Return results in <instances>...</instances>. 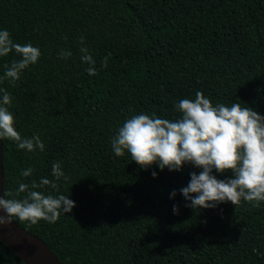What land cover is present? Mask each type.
<instances>
[{
	"label": "trees",
	"instance_id": "16d2710c",
	"mask_svg": "<svg viewBox=\"0 0 264 264\" xmlns=\"http://www.w3.org/2000/svg\"><path fill=\"white\" fill-rule=\"evenodd\" d=\"M5 29L40 50L15 82L4 78L5 65L21 57H0V88L11 94L21 137L38 135L45 147L29 152L2 139L4 194L13 193L4 196L23 199L20 183L55 180L58 162L57 189L37 190L75 204L55 223L13 217L16 224L61 264H264V201L190 207L181 189L201 168H142L112 149L127 119L175 121L176 105L197 91L213 106L239 103L264 115V0H0ZM61 50L72 55L62 59ZM29 167L33 174L22 177ZM0 264L24 263L0 241Z\"/></svg>",
	"mask_w": 264,
	"mask_h": 264
},
{
	"label": "clouds",
	"instance_id": "9594fccd",
	"mask_svg": "<svg viewBox=\"0 0 264 264\" xmlns=\"http://www.w3.org/2000/svg\"><path fill=\"white\" fill-rule=\"evenodd\" d=\"M80 43H85L83 36ZM13 50L21 59L5 65L4 78L15 82L26 68L38 61L41 53L31 43H15L6 29L0 30V57L8 56ZM80 52L82 62L93 65L87 69L89 75H95V61L88 49L81 47ZM71 55L70 51L60 52L62 59ZM107 59L105 57L103 67H107ZM0 93H3L0 99V139L14 141L19 149L29 152L43 151L45 145L38 135L22 138L15 129L14 116L7 107L12 102L11 94L2 88ZM176 110L182 115L175 121L145 114L127 119L112 140L114 154L120 157L127 151L142 168L157 162L161 170L165 167L180 170L186 163L201 168L198 175L191 173L188 186L181 189L185 199L191 201L190 207H216L217 203L225 201L237 206L241 199L256 202L255 206H259V202L264 201V115L239 103L213 106L200 91L195 93L194 100L181 99ZM213 170L221 174L230 171L233 178L218 179L212 174ZM32 174V167L21 172L22 177ZM52 175L55 180L41 178L39 183L35 180L31 184L20 183L15 195L26 193L23 199L0 198V209L4 212L0 215V225L11 223L13 217L32 224L41 220L55 223L61 211L72 212L75 204L68 196L46 195L37 190L44 186L57 189L56 181L64 176L60 163H53ZM4 195L12 197L13 193ZM173 212L178 214L175 205Z\"/></svg>",
	"mask_w": 264,
	"mask_h": 264
},
{
	"label": "water",
	"instance_id": "95a60500",
	"mask_svg": "<svg viewBox=\"0 0 264 264\" xmlns=\"http://www.w3.org/2000/svg\"><path fill=\"white\" fill-rule=\"evenodd\" d=\"M3 188V140L0 139V198H5ZM0 215H4L2 209ZM0 241L14 251L24 264H61L44 241L21 228L13 219L11 223L0 225Z\"/></svg>",
	"mask_w": 264,
	"mask_h": 264
}]
</instances>
